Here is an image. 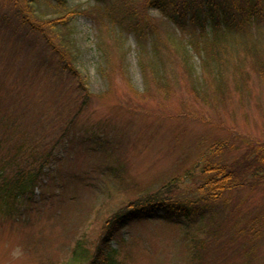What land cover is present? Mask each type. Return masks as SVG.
Wrapping results in <instances>:
<instances>
[{
	"label": "rangeland",
	"instance_id": "obj_1",
	"mask_svg": "<svg viewBox=\"0 0 264 264\" xmlns=\"http://www.w3.org/2000/svg\"><path fill=\"white\" fill-rule=\"evenodd\" d=\"M69 2L89 7L94 0ZM27 4L0 0V115L52 137L68 120L76 123L57 151L54 180L44 179L37 189L41 198L30 221H0V264L67 263L84 239L92 252L114 216L154 193L197 201L205 194L206 165H229L253 143H264V76L251 63L250 90L235 89L228 99L208 98L205 85L194 89L175 64L170 85L160 88L146 83L133 36L125 56L123 44L104 28V61L94 23L78 16L72 25L82 78L76 77L47 66L44 58L52 64L55 57L41 34L19 28L18 12ZM153 15L163 35L177 32L161 12ZM223 144L228 147L219 150ZM110 165L123 180L108 174ZM210 207L190 226L152 219L116 228L127 239L125 264H264V185L229 191Z\"/></svg>",
	"mask_w": 264,
	"mask_h": 264
},
{
	"label": "trees",
	"instance_id": "obj_2",
	"mask_svg": "<svg viewBox=\"0 0 264 264\" xmlns=\"http://www.w3.org/2000/svg\"><path fill=\"white\" fill-rule=\"evenodd\" d=\"M155 10L168 17L177 32L163 35L161 20L153 15ZM18 13L19 28L26 30L28 36L41 34L43 45L55 57L54 61L50 60L52 64L48 56L44 58L47 66L76 77L82 78L77 63L80 49L72 25L78 16L94 23L104 61L107 56L102 47L104 28L110 37L123 44L125 56L131 50L128 40L133 36L138 43L139 64L146 83H157L160 88L170 85L169 68L173 64L184 69L194 89L197 85L203 90L204 85L209 87L208 98L214 99L218 94L228 99L235 89L241 94L249 91L250 63L264 76L261 49L264 0H94L89 7L71 6L69 0H28ZM82 85L80 81L79 86ZM10 117L0 115V221L27 223L31 208L41 198L40 195L37 199V189L42 191L44 179L52 176L54 180V168L59 162L57 151L71 135L76 122L68 120L62 133L52 137L24 129L17 119L12 121ZM219 146V150L228 147ZM206 167L205 173L209 175L201 184L205 193L201 199L186 202L183 198H167L163 193L151 194L135 207L114 216L94 251L89 250L84 239L78 241L67 263L51 264H125L123 246L127 239L119 236L116 228H126L136 220L152 219L190 226L196 218H205L212 212V201L229 191L264 185V143H253L247 154L229 165ZM108 174L123 180L116 166H108ZM174 184L169 183L167 190ZM66 186L59 184L61 188Z\"/></svg>",
	"mask_w": 264,
	"mask_h": 264
}]
</instances>
